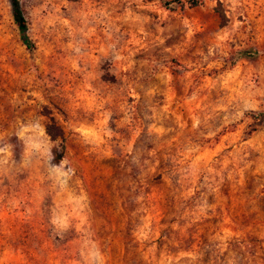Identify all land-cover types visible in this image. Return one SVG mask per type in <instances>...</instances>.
I'll use <instances>...</instances> for the list:
<instances>
[{
  "label": "rangeland",
  "instance_id": "1",
  "mask_svg": "<svg viewBox=\"0 0 264 264\" xmlns=\"http://www.w3.org/2000/svg\"><path fill=\"white\" fill-rule=\"evenodd\" d=\"M18 1L0 264H264V0Z\"/></svg>",
  "mask_w": 264,
  "mask_h": 264
},
{
  "label": "trees",
  "instance_id": "2",
  "mask_svg": "<svg viewBox=\"0 0 264 264\" xmlns=\"http://www.w3.org/2000/svg\"><path fill=\"white\" fill-rule=\"evenodd\" d=\"M12 3H13V11H14L15 21H16L17 25L19 26L21 32L23 33L25 41H27V36H26L27 25H26V21L24 19L23 11L21 10V7H20L18 0H12ZM47 131H48V134L50 136L54 137V134L52 132V127H48Z\"/></svg>",
  "mask_w": 264,
  "mask_h": 264
}]
</instances>
